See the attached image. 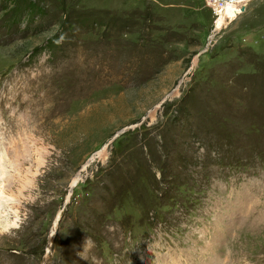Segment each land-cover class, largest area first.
Returning a JSON list of instances; mask_svg holds the SVG:
<instances>
[{
    "label": "rangeland",
    "instance_id": "374dc122",
    "mask_svg": "<svg viewBox=\"0 0 264 264\" xmlns=\"http://www.w3.org/2000/svg\"><path fill=\"white\" fill-rule=\"evenodd\" d=\"M240 4L215 28L203 0H0V157L25 155L0 264H264V0Z\"/></svg>",
    "mask_w": 264,
    "mask_h": 264
},
{
    "label": "bare ground",
    "instance_id": "6f19581e",
    "mask_svg": "<svg viewBox=\"0 0 264 264\" xmlns=\"http://www.w3.org/2000/svg\"><path fill=\"white\" fill-rule=\"evenodd\" d=\"M204 2H209V4L212 6V8L213 9H216L217 8V6H218V0H203ZM240 1V0H239ZM251 0H241L240 2H246V3H249ZM231 4H233V3H231ZM212 9V10H213ZM234 17V16H233ZM237 16H235L234 17V19L236 18ZM214 21V20H213ZM218 22H222L223 20H217ZM217 21H216V24H217ZM226 21H229V20H224L223 21V23L224 22H226ZM230 21H231V19H230ZM215 24V25H216ZM27 152V149L26 148H24V151L23 152ZM14 153H16L15 151H14ZM11 154H12V152H11ZM11 154L9 155V157H7L6 159H5V157L3 156H1L0 157V193H2L3 192V190H4V185L5 186H7L8 187V183H9V180H10V177H11V175H10V173L8 172V167L10 166V167H12V168H14V169H18L17 168V160H19L20 158H22V159H24L25 158V155H21V154H14V155H12V156H14V157H12L11 156ZM4 155H5V153H4ZM6 156V155H5ZM13 158V161H15V163H11L10 162V164H8V162L12 159L11 157ZM19 166V165H18ZM13 169V170H14ZM10 184V183H9ZM25 185V184H24ZM26 186V185H25ZM7 189V188H6ZM5 191V190H4ZM1 197V196H0ZM3 197V196H2ZM1 197V198H2ZM5 197V196H4ZM6 198V197H5ZM5 201H7L6 199H5ZM4 202H3V199L2 200H0V207H3V206H5V204H3Z\"/></svg>",
    "mask_w": 264,
    "mask_h": 264
},
{
    "label": "built area",
    "instance_id": "2783aa9c",
    "mask_svg": "<svg viewBox=\"0 0 264 264\" xmlns=\"http://www.w3.org/2000/svg\"><path fill=\"white\" fill-rule=\"evenodd\" d=\"M208 1V0H207ZM241 1V0H240ZM239 0H218V6L216 9H213V11L211 12V16L212 19H214L213 21V25L216 28V21L217 20H229L233 17H230V15H228L229 10H227V7L230 3H233V8H232V12L235 13V15H237L238 17L240 16V14H242L244 11H242V4H240L238 6V8H236V6L238 5V3H240ZM235 17V16H234Z\"/></svg>",
    "mask_w": 264,
    "mask_h": 264
},
{
    "label": "clouds",
    "instance_id": "9594fccd",
    "mask_svg": "<svg viewBox=\"0 0 264 264\" xmlns=\"http://www.w3.org/2000/svg\"><path fill=\"white\" fill-rule=\"evenodd\" d=\"M8 230L6 228H4L3 226H0V236H3L6 234Z\"/></svg>",
    "mask_w": 264,
    "mask_h": 264
},
{
    "label": "water",
    "instance_id": "95a60500",
    "mask_svg": "<svg viewBox=\"0 0 264 264\" xmlns=\"http://www.w3.org/2000/svg\"><path fill=\"white\" fill-rule=\"evenodd\" d=\"M242 11H244V8H242Z\"/></svg>",
    "mask_w": 264,
    "mask_h": 264
}]
</instances>
